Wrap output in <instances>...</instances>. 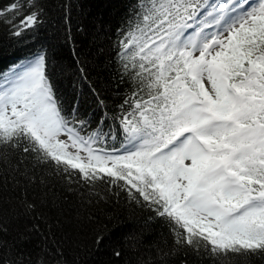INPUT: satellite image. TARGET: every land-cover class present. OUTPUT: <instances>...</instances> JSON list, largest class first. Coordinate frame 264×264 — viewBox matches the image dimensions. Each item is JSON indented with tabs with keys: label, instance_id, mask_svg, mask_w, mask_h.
<instances>
[{
	"label": "snow or ice",
	"instance_id": "obj_1",
	"mask_svg": "<svg viewBox=\"0 0 264 264\" xmlns=\"http://www.w3.org/2000/svg\"><path fill=\"white\" fill-rule=\"evenodd\" d=\"M76 7L0 2V264H69L29 196L57 185L127 205L119 238L84 212L117 264L264 262V0H109L91 57ZM21 209L43 224L15 227Z\"/></svg>",
	"mask_w": 264,
	"mask_h": 264
},
{
	"label": "trees",
	"instance_id": "obj_2",
	"mask_svg": "<svg viewBox=\"0 0 264 264\" xmlns=\"http://www.w3.org/2000/svg\"><path fill=\"white\" fill-rule=\"evenodd\" d=\"M49 2L52 5L53 13L58 14L61 0H49ZM74 2L77 7L73 12V29L81 42L82 51L91 57L95 55V49L98 45L106 43L107 38L103 29L110 28L115 23V17L112 10L108 8L109 0H74ZM81 3L82 7L79 6ZM79 23L88 25V30L84 31L78 28ZM0 39H6L2 31H0ZM60 44L61 46L57 51L67 62L70 56V44L64 40H61ZM90 63L93 64L96 71L101 73L100 77H96L94 72V78H98L101 86H104V69L99 68L94 61L90 60ZM100 187L103 191V186ZM53 191L55 192L54 200L46 198L39 190L36 193L30 192L29 196L41 203V209L47 216L48 226L55 231L58 237L64 238L69 264H117L109 245L97 248L91 244V233L87 227L84 212L87 208L92 219L104 220L108 227L106 234L116 233L117 238H119L120 230L133 222V217L128 214L127 205L117 203L115 199L105 201L103 198L82 202L83 196L90 195V191L83 186L80 190H62L59 185L53 189L50 186L49 192ZM9 192L11 190L0 191V200L7 198ZM14 194L20 195V193ZM8 203L14 202L9 200ZM33 223L43 224L39 212H23L21 209L19 215L14 219V226L19 229H24ZM154 238L152 234H149L145 239ZM182 259L183 254L177 253L169 257V264H181ZM188 259L191 264H210L207 257L189 255ZM255 264H264V262L256 261Z\"/></svg>",
	"mask_w": 264,
	"mask_h": 264
}]
</instances>
